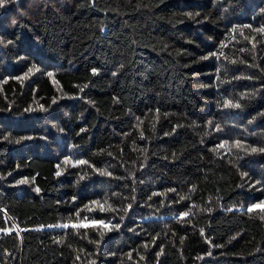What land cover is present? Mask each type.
Returning a JSON list of instances; mask_svg holds the SVG:
<instances>
[{
  "label": "trees",
  "instance_id": "1",
  "mask_svg": "<svg viewBox=\"0 0 264 264\" xmlns=\"http://www.w3.org/2000/svg\"><path fill=\"white\" fill-rule=\"evenodd\" d=\"M262 149L264 0L0 6V264H264Z\"/></svg>",
  "mask_w": 264,
  "mask_h": 264
},
{
  "label": "snow or ice",
  "instance_id": "2",
  "mask_svg": "<svg viewBox=\"0 0 264 264\" xmlns=\"http://www.w3.org/2000/svg\"><path fill=\"white\" fill-rule=\"evenodd\" d=\"M5 3V0H0V6H3V4ZM51 75V74H49ZM233 107H239V105H232ZM222 146V145H221ZM253 152L256 151V149H252ZM262 151H264V149H262ZM80 163H84L83 161H81ZM59 174V173H57ZM23 183V181H22ZM253 207H261V208H264V204L262 205H254ZM251 210V209H250ZM185 216L188 215L187 213L184 214ZM97 223H100V224H103L102 221H92V226H95ZM63 227H68L69 225L65 224V225H62ZM104 227H108V225H103ZM72 227H88L87 224H80V225H72Z\"/></svg>",
  "mask_w": 264,
  "mask_h": 264
}]
</instances>
